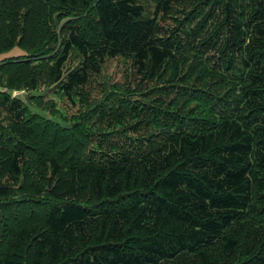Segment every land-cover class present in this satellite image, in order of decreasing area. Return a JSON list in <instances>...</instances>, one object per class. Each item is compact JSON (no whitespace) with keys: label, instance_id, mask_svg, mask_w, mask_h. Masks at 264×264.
<instances>
[{"label":"trees","instance_id":"obj_1","mask_svg":"<svg viewBox=\"0 0 264 264\" xmlns=\"http://www.w3.org/2000/svg\"><path fill=\"white\" fill-rule=\"evenodd\" d=\"M15 46L0 264H264V0H0ZM116 60L125 81L91 99Z\"/></svg>","mask_w":264,"mask_h":264},{"label":"rangeland","instance_id":"obj_2","mask_svg":"<svg viewBox=\"0 0 264 264\" xmlns=\"http://www.w3.org/2000/svg\"><path fill=\"white\" fill-rule=\"evenodd\" d=\"M145 6L149 8L148 4H146ZM22 53L23 50L15 46L6 52L0 53V60L4 58L21 56ZM127 66L123 65L120 61L117 60L116 63L115 61H111L107 65V68L103 71L102 75L97 77L93 81L89 89L88 88L86 89L90 94L91 99L93 98L97 100V98L101 96L102 91L105 87H109L110 85H116V86L121 85L125 81V76H126L125 71L127 72ZM6 91H7L6 88H0V92H6ZM40 91H41L40 95H42V99L44 102H49L50 101L49 99L53 100L54 106L55 107L57 106L59 110H61V112L66 113L65 115L68 117L76 114L78 110V106L72 107L70 105V101L68 106L67 101L64 100V98H60V96L57 93H55L54 87L48 89L42 88ZM44 112L50 115L47 111Z\"/></svg>","mask_w":264,"mask_h":264},{"label":"water","instance_id":"obj_3","mask_svg":"<svg viewBox=\"0 0 264 264\" xmlns=\"http://www.w3.org/2000/svg\"><path fill=\"white\" fill-rule=\"evenodd\" d=\"M35 96L33 92H25L23 89L19 91H14L12 93V98H16L20 100L30 111L32 114L39 115L41 117H46L51 119L52 117L48 115L46 112L39 110L31 101V97Z\"/></svg>","mask_w":264,"mask_h":264}]
</instances>
